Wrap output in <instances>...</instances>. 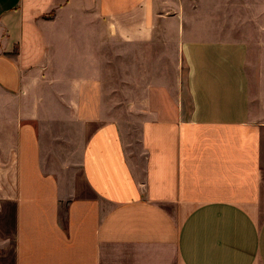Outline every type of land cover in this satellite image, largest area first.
Listing matches in <instances>:
<instances>
[{
  "label": "crops",
  "instance_id": "obj_1",
  "mask_svg": "<svg viewBox=\"0 0 264 264\" xmlns=\"http://www.w3.org/2000/svg\"><path fill=\"white\" fill-rule=\"evenodd\" d=\"M0 264H264V0H0Z\"/></svg>",
  "mask_w": 264,
  "mask_h": 264
}]
</instances>
